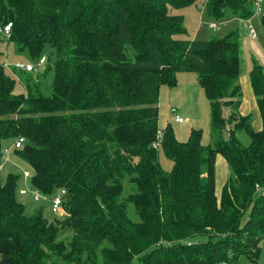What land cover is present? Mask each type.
<instances>
[{
    "label": "trees",
    "instance_id": "1",
    "mask_svg": "<svg viewBox=\"0 0 264 264\" xmlns=\"http://www.w3.org/2000/svg\"><path fill=\"white\" fill-rule=\"evenodd\" d=\"M253 2L0 0V28L12 25L0 42L45 60L40 75L13 71L24 89L17 94L0 51V169L4 144L22 138L12 148L31 190L50 203L60 195L64 218L28 214L16 199L17 177L0 179V264H259L264 72L254 66L249 74L255 130L239 113V34L178 39L183 18L171 13L203 3L212 21L245 22ZM261 10L264 27V0ZM182 72L196 74L209 101L213 145L197 131L179 142L167 126L154 149L160 89L175 87ZM217 156L231 171L220 195ZM195 236L206 240L189 244Z\"/></svg>",
    "mask_w": 264,
    "mask_h": 264
},
{
    "label": "rangeland",
    "instance_id": "2",
    "mask_svg": "<svg viewBox=\"0 0 264 264\" xmlns=\"http://www.w3.org/2000/svg\"><path fill=\"white\" fill-rule=\"evenodd\" d=\"M171 13L183 18V26L186 31L184 34L176 36L178 39H197L202 41L208 40L210 37L214 36L223 37L229 32L234 31L239 34L241 41V70L238 81L242 92V102L245 101V98L248 100V103L252 101L249 74L254 66L261 67L264 72V27L261 24L262 13L259 14L255 12L254 16L249 21L245 22L235 19L215 22L208 18L203 3H200L198 8L190 6L182 9H171ZM214 22L217 25V29L211 30L210 26ZM248 27L254 30L256 35L255 39L248 36ZM0 51L2 53L1 60L3 64H6V73L15 80V93H24V89L17 75L13 72L12 67L17 63H29L33 65L35 62L30 61L24 53L18 52L17 46L13 42H0ZM41 68L38 69L36 76L40 75L44 70L43 67ZM177 80L178 83L175 87L168 88L163 86L160 89L158 99L159 130L164 132L167 126H171L174 137L179 142H186L191 132L197 131L202 134L203 145H213L210 126V105L204 90L197 81L196 74L182 72L177 75ZM46 92L50 93L49 90ZM240 108V114L250 115L252 117L253 128L255 130L260 129L261 126L255 127L256 116L251 111L250 107H247V109L243 107ZM225 115L227 116L228 113ZM176 117L181 118L183 122L181 124L174 123ZM259 124L261 125L260 119ZM13 144L14 142L12 141H8L4 144V150L10 149L11 154H9L8 160L0 169L1 182L5 184L9 175L17 177L16 199L25 207L28 214H34L36 211H39L42 212V215L48 221L63 220L64 218L62 215L52 214L50 200L37 197L35 192L31 190L28 179L23 177V174L28 171L27 167L15 158L12 148ZM159 164L166 172L172 170V163L165 157L162 150L159 151ZM215 168L216 193L220 195L222 186L226 179L230 177L231 171L222 157L218 161L216 159ZM221 176L223 177L222 180ZM205 240L206 238L202 236H195L188 243H198ZM239 264L248 263L242 259ZM259 264H264V249Z\"/></svg>",
    "mask_w": 264,
    "mask_h": 264
},
{
    "label": "built area",
    "instance_id": "3",
    "mask_svg": "<svg viewBox=\"0 0 264 264\" xmlns=\"http://www.w3.org/2000/svg\"><path fill=\"white\" fill-rule=\"evenodd\" d=\"M254 7H255V11L257 13H261L262 10H261V3H262V0H254ZM11 23H7L6 25H4L3 27L0 28V35L4 38V39H9L10 38V31H11ZM211 27L214 29L215 28V25L212 24ZM248 36L251 37L252 39H255L256 38V35L254 33V30L251 28V27H248ZM44 58H40L35 64H29V63H17L15 64L13 67H12V70L13 71H24V72H37L38 71V68H40L43 63H44ZM4 67H6V64H3ZM174 122L175 123H182L183 120L179 117H176L174 119ZM162 139H163V132L162 131H158L157 134H156V139L154 142H152V148L154 149H158L161 142H162ZM23 144V139L22 138H19L15 141V147L16 148H19L21 147V145ZM9 149H6L3 151V158L4 160L6 161L7 158H8V153H9ZM24 178H28L29 177V173L28 172H25L24 175H23ZM61 194H64V191L61 192ZM61 203H62V198L61 196H55L52 201H51V208H52V212L55 213V214H59L61 212Z\"/></svg>",
    "mask_w": 264,
    "mask_h": 264
},
{
    "label": "crops",
    "instance_id": "4",
    "mask_svg": "<svg viewBox=\"0 0 264 264\" xmlns=\"http://www.w3.org/2000/svg\"><path fill=\"white\" fill-rule=\"evenodd\" d=\"M244 108V109H247V107H250V109H251V111L254 113V115L256 116V118H255V121H256V124H255V127L257 128V127H259V126H261L260 124H259V119H260V117L258 118V110H257V106H256V101H255V98H254V96H253V94H252V101H250L249 103H248V100L245 98V101H243L242 103H241V108ZM240 108V109H241ZM260 123H261V120H260ZM261 129V128H260ZM260 129H258V130H260ZM221 157L220 156H218L216 159H217V161L220 159ZM223 179V177L221 176V180ZM227 180V179H226ZM226 182V181H225ZM224 182V183H225ZM224 185V184H223Z\"/></svg>",
    "mask_w": 264,
    "mask_h": 264
}]
</instances>
